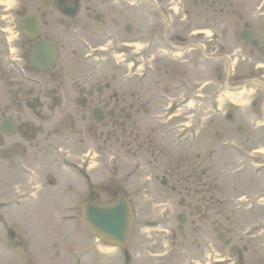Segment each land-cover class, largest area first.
<instances>
[{
	"label": "flooded vegetation",
	"instance_id": "flooded-vegetation-1",
	"mask_svg": "<svg viewBox=\"0 0 264 264\" xmlns=\"http://www.w3.org/2000/svg\"><path fill=\"white\" fill-rule=\"evenodd\" d=\"M177 1L15 0L9 7L0 1V75L12 70L31 73L21 74L25 81H8L4 92L8 101L0 109V148L18 154L16 168L25 176L19 185L23 187L14 186L12 193L40 202L46 197L49 208L55 182L48 176L42 181L41 174L44 168L53 174L54 156L67 151L64 144L71 134L80 136L86 128L92 136L97 135L101 143L96 151L116 173L119 162L125 161L133 172L135 168H161L157 182L150 173L142 174V198L148 207L144 225L148 233L143 240L146 264H171L176 259L173 247L179 249L175 253L180 264H209L214 260L215 231L221 227L216 215L226 218L225 203L215 197L211 167L199 161L200 154L192 144L185 154L180 151L179 130L147 128L154 120L165 123L160 117L176 115L155 112L151 101L161 104L174 88L176 95L188 91L174 102L184 105L196 95L191 90L198 83V70L217 59L215 49H208L211 38L200 43L192 30L186 33L189 39L179 35L189 23L222 26L226 41L219 77L226 83L239 82L245 87L264 77V0H191V13L183 5L175 11ZM140 7L146 32L143 49L136 50L131 19ZM72 12L73 16L68 15ZM27 15L36 23L25 26L26 34L19 31V25ZM10 25L16 28L13 46L9 43ZM231 38L237 40L238 52ZM42 44L48 49L35 54L31 62L30 53ZM174 44L182 45L178 58L173 54L178 50ZM235 58L240 68L232 71ZM156 71L179 77L165 81L162 91H151V77ZM187 73L196 75L195 79ZM134 81L136 85L131 84ZM154 82L160 84L161 80ZM62 124L71 133L59 138ZM189 133L193 140L194 132ZM28 174L32 181L40 176V181L30 187ZM114 190L112 186L109 198L118 193V186ZM4 198L0 191V209L7 204ZM155 210L159 211L157 219ZM1 232L20 248V264H52L34 257L37 245L24 242V236L11 227L5 226ZM25 233L30 236V232ZM32 233L34 236L35 231ZM41 249L43 253L45 249ZM231 250L235 253L231 264H245L248 247L234 245ZM253 261L263 264L264 254H256Z\"/></svg>",
	"mask_w": 264,
	"mask_h": 264
},
{
	"label": "rangeland",
	"instance_id": "rangeland-1",
	"mask_svg": "<svg viewBox=\"0 0 264 264\" xmlns=\"http://www.w3.org/2000/svg\"><path fill=\"white\" fill-rule=\"evenodd\" d=\"M11 3L12 1L8 2L7 6L11 5ZM182 5L188 8L189 13L192 12L191 0H180V2L177 1V4H174V10L177 12L180 11V7ZM131 20L134 26V34L136 36V50H142L144 44L143 38H145L146 32L144 29L145 14L143 8L140 7L135 9ZM196 27L202 29L203 27H206V25H201L200 23L191 25L189 23L186 25L185 29L179 30L178 32L185 37L187 31ZM136 28H140V30L136 31ZM208 28L209 29L207 30L205 29L206 36L204 37V39L211 38V40L208 42V49L210 50L215 48L216 53H222L224 51V43L226 41V36L223 34L222 26L209 25ZM12 30V34H14L15 29L12 28ZM11 39L13 40V37ZM231 41L237 45V42L233 38H231ZM179 56V53L174 54V57ZM217 66L221 71L222 60L216 61L214 63V67L211 65L207 66V68L204 70H198L197 79H199V81L205 77L213 78L215 80L214 84L211 85V88H208V85H206L204 92H211L212 90L216 92V90L220 87L218 83L219 80L217 81ZM212 67L214 68V73L210 72V68ZM21 74L29 76L31 75V73H20L16 70L7 71V73L2 77L0 75V109L2 105L8 101L6 93L4 94L5 90H7L9 87L8 81H25ZM188 74L189 73H187V75ZM166 77V75L163 76V74L158 71L156 74L154 73L151 77V91H161V89L163 90L161 85L164 84ZM178 77V75L174 74V78L172 79L176 80ZM195 77L196 75L193 76V74H189V78L195 79ZM155 79H158L159 83L161 80V83L155 84ZM131 84L136 85L135 81L131 82ZM200 84H198V86ZM217 96H219V94H217ZM234 101L236 102L237 100L234 98ZM213 102L214 101L205 102L203 107L200 108L195 106L196 102L194 101L191 103L192 105H190V107L187 106L184 107L186 109L180 110V112L195 111L198 114H211V117H204L206 120L200 119L198 121L199 126L202 128L199 131V139L196 145V150L197 152H200L201 158L199 160L203 161L204 164H206L208 161L206 155L209 153L205 147L207 138L213 136L215 139L214 143L217 147L220 146V141L222 139H236L237 137L242 139L244 144L246 143V145L252 146L256 141H258L260 136L259 130L250 129V127L247 126V121L243 120L242 117H244V115L241 116L239 113L242 111L241 107H237V105H234V107H228V111L234 113L237 116L234 122L229 124L225 117L212 115ZM154 105L155 101L153 100L151 101L152 109ZM23 111H25V109H23ZM239 123L244 125L247 123V125L244 126V129H246L244 132L241 131L238 133L234 129L235 125ZM149 127H154L156 129L163 128V126L160 124H148L147 128ZM60 130L61 132L59 138H62L63 135L71 133L69 127L65 126L64 124L60 126ZM100 143L101 142L97 135L94 134V136H92V133L88 128H86V131H83L82 135L80 136L71 134L69 139L64 144V149H67V151H61L59 154L54 156L55 163L53 164V174L51 175L47 173V169L44 168L43 173L41 174V180L45 181L46 177L48 176L49 178H53L55 182L52 189L53 200L51 208L46 206L47 200L46 197H44L43 202H40V200L26 201L25 205L20 208L21 210L19 215L17 212L16 216L10 209H6L5 218L7 222H9V224H11L13 227H16L18 231L17 234L24 236V242L32 243L33 246L37 245L38 248H36L33 252V256L38 258L40 261H50L52 264H111L117 259H119L120 262L123 261L122 254H117L114 247L102 244L99 240H96L89 234L81 221L79 213L80 206L85 199L89 197H95L102 201L109 198L108 193L112 186L114 192L115 186H118V191L123 190L124 188L127 190L126 194L131 198L132 204L134 205L137 213L132 238L126 248L132 252L137 249L139 244L143 243L146 233L144 230V225L148 207L146 202L143 200L144 197L142 198V192L144 191V178L142 174L144 172L150 173L157 182L161 178L162 169L150 166L148 168H135L133 172L131 169L126 167L127 162L125 161L119 162V169L116 173L114 166L112 165V167H110V162H106L104 159H102L100 152L96 151V146ZM105 148L106 146L103 147V149ZM92 149L94 151L93 155L87 156V150H90L89 154H91ZM123 149L124 148L122 146H119L118 148V150L122 153V156L127 158V155L124 154L125 152L123 153ZM221 149L223 150L224 148ZM260 150L264 151L263 149ZM182 151L184 152V150ZM63 152L64 154L67 153L68 155L63 157ZM17 156V153H7L0 148V191L5 194L4 199L10 198V196L13 194L12 190L14 186H18L19 188L23 187H20L19 185H22L24 182L23 178L25 176L20 173L18 168H16ZM88 159H90V161ZM220 159H223V157H220ZM69 163L79 164L82 166V168H86L85 170H87V173L90 175V183H88V181L83 178L82 174L79 172L77 173V170L75 171L73 165H70ZM44 164L46 165V163ZM36 179V181H40V176ZM46 183L47 182L43 183L44 187H47ZM215 184L217 185L218 189L216 190L215 197L223 199L224 192L222 190V183L216 182ZM261 185L263 187L264 182H262ZM160 189L163 190L164 188ZM0 210L4 215L5 208ZM227 211H229V208ZM155 214H158V210H156ZM216 218L219 220V222L220 220H223V218L219 215H216ZM234 222L231 220L230 226ZM3 225L4 222L0 220V264H20V248H17L15 245L5 244L7 239L2 236L1 232L5 226ZM26 230H28L27 232H30V236L24 233ZM32 231H35L34 236ZM229 236L231 239L233 238L232 242H229L230 245L234 242H236L235 244L238 245L242 244V242L237 243L239 236L238 234L230 233ZM257 239H259V237ZM52 242H57L58 246L56 248L52 247ZM217 245L218 247L223 246L219 243ZM41 247L45 249L43 253L40 251L42 250ZM140 254L141 256L137 258L136 264L142 263L143 258L144 260L146 259V257H143V252ZM27 255L29 256V254ZM130 262L132 263V260H130Z\"/></svg>",
	"mask_w": 264,
	"mask_h": 264
},
{
	"label": "water",
	"instance_id": "water-1",
	"mask_svg": "<svg viewBox=\"0 0 264 264\" xmlns=\"http://www.w3.org/2000/svg\"><path fill=\"white\" fill-rule=\"evenodd\" d=\"M82 216L92 232L107 240L123 243L129 236L132 216L121 195L110 203L86 202L82 207Z\"/></svg>",
	"mask_w": 264,
	"mask_h": 264
}]
</instances>
